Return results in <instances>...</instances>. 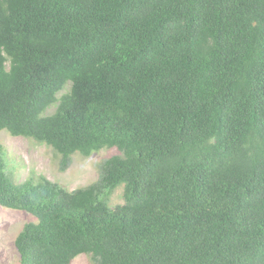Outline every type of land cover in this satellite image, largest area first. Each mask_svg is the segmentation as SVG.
I'll return each instance as SVG.
<instances>
[{"label": "trees", "instance_id": "obj_1", "mask_svg": "<svg viewBox=\"0 0 264 264\" xmlns=\"http://www.w3.org/2000/svg\"><path fill=\"white\" fill-rule=\"evenodd\" d=\"M0 131L117 151L69 191L0 143L19 264H264V0H0Z\"/></svg>", "mask_w": 264, "mask_h": 264}, {"label": "rangeland", "instance_id": "obj_2", "mask_svg": "<svg viewBox=\"0 0 264 264\" xmlns=\"http://www.w3.org/2000/svg\"><path fill=\"white\" fill-rule=\"evenodd\" d=\"M55 108L56 106L52 107L48 113H53ZM0 143L7 151L8 171L16 182L43 176L69 191L96 183L100 178L101 164L117 154L115 149H103L89 157L77 153L72 156L69 168L62 171L61 156L46 144L24 137H14L6 131H0ZM123 191L124 185H121L109 197L111 208L123 203ZM34 220L27 212L0 206V264H19L15 239L25 224ZM72 264L93 262L90 255L83 254Z\"/></svg>", "mask_w": 264, "mask_h": 264}]
</instances>
